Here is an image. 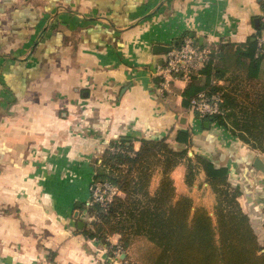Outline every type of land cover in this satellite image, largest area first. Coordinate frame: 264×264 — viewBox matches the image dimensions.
I'll list each match as a JSON object with an SVG mask.
<instances>
[{
	"label": "crops",
	"instance_id": "0c3cea01",
	"mask_svg": "<svg viewBox=\"0 0 264 264\" xmlns=\"http://www.w3.org/2000/svg\"><path fill=\"white\" fill-rule=\"evenodd\" d=\"M263 11L264 0H0V264H123L125 253L110 257L74 216L90 198L93 155L121 137H166L182 149L176 131L187 127L198 153L230 168L263 228L257 151L187 111L189 80L162 89L166 53L153 49L185 36L216 49L257 41ZM185 173L181 163L172 177L188 188Z\"/></svg>",
	"mask_w": 264,
	"mask_h": 264
},
{
	"label": "trees",
	"instance_id": "16d2710c",
	"mask_svg": "<svg viewBox=\"0 0 264 264\" xmlns=\"http://www.w3.org/2000/svg\"><path fill=\"white\" fill-rule=\"evenodd\" d=\"M201 46L209 49L208 60L183 89V106L189 108L192 98L202 90L208 95L219 94L222 113L204 120L227 129L264 154V90L259 87L264 80V54L258 51L257 41L222 44L217 49ZM230 57L241 71L229 81ZM242 83L249 88H242ZM192 135L191 129L176 131V141L185 146L182 149L172 147L166 137L111 141L93 178L95 182L109 181L120 194L106 208L99 203L90 206L92 224L79 231L108 246V238L119 235L118 245L112 247L120 246L127 254L123 264H129L128 251L141 238L149 242L146 260L150 264H264V244L240 203L244 204L243 199L239 201L242 190L232 184L230 168L198 153ZM132 140L141 142L138 150ZM190 149L193 156H189ZM181 163L186 166L185 183L190 187L199 172L205 173L217 196L216 223L207 208L194 206L189 195L177 196L172 172ZM156 171L161 179L152 194L149 186ZM56 255L49 250L48 263H54Z\"/></svg>",
	"mask_w": 264,
	"mask_h": 264
},
{
	"label": "built area",
	"instance_id": "2783aa9c",
	"mask_svg": "<svg viewBox=\"0 0 264 264\" xmlns=\"http://www.w3.org/2000/svg\"><path fill=\"white\" fill-rule=\"evenodd\" d=\"M260 22L261 33L257 38V44L258 51L264 54V12ZM209 53V49L202 47L193 37H183L178 45H174L173 49L166 53L164 61L158 66L157 72L161 78L160 87L164 90L169 89L176 79L190 80L208 60ZM191 109L203 119L221 114L222 98L219 94L208 95L201 91L192 98ZM116 150L123 152L120 148ZM117 194H120L118 188L109 181L92 183L90 198L86 206L90 207L94 203H99L106 208ZM117 249L115 258H119L123 253L120 246H117Z\"/></svg>",
	"mask_w": 264,
	"mask_h": 264
},
{
	"label": "rangeland",
	"instance_id": "374dc122",
	"mask_svg": "<svg viewBox=\"0 0 264 264\" xmlns=\"http://www.w3.org/2000/svg\"><path fill=\"white\" fill-rule=\"evenodd\" d=\"M228 62H229V65L231 64L230 66H228L230 69H234L235 67L236 68L241 67L239 64L236 63V60H235L234 57H230ZM218 65H219V61H218ZM237 71L238 70L234 71V73L236 74ZM229 72L230 71H228V78H229V81H230L231 80V76H233V75L230 74ZM196 75H197V73H196ZM222 84H224V81H223ZM203 87H204V85H203ZM257 87H258V85H257ZM259 87H260V90L261 89L264 90V80L261 81V83L259 84ZM242 88H249V86L246 85L245 83H242ZM203 89H205V88H203ZM202 91L205 92V90H202ZM187 109H188L187 111H190L191 106L189 108H187ZM193 113L196 114L194 111H193ZM197 117L199 119H201L199 116H197ZM187 129H190V128L187 127ZM230 134H232V133H230ZM107 147L108 146H106V148ZM105 149L103 151L96 152L93 155L92 162H93L94 168H97L98 165L101 163L100 159H101ZM256 151H257L258 156H260V157L263 156L264 157V154L261 151H259V150H256ZM94 172H95V169H94ZM198 176H199V174H198ZM198 176L196 177L194 185L191 186V187L187 185L188 188H186L185 184L184 185L180 184V183L176 184V181L174 180V183H175V186H176L177 196L179 197L180 195H189L193 199L194 206L195 207L203 206V207L207 208V210L210 212V215L214 218V222L216 223V218H215L214 212H215V206H216V203H217V196L214 193V191L212 190L211 186H210V188H211L210 190H208L205 186H203V184H202L203 181L201 179H199ZM160 179H161V173H160V171H156L155 174L153 175V177L151 178V182H150V186H149V190H150V192L152 194L155 193L157 187L159 186ZM97 182H99V181H97ZM92 183H95L94 179H93ZM92 183H91V185H92ZM196 184L198 185V187H194ZM91 185H90V188H91ZM89 196H90V193H89ZM78 210L81 213H83V211L85 210L84 213L86 215H84V213H83L84 216H78L77 221L78 222L79 221L83 222L84 226H85V224L87 226L88 225L90 226L92 224L93 220L91 219V214L88 211L89 207H87L86 204H83V206H81ZM251 221H252L254 229H255L258 237H259V240H260L261 244H264V230L262 228L261 223L255 217H253V219L251 218ZM84 226H83V228H84ZM111 237H113V236H110L108 238V242L112 245L113 243H111V241H110ZM136 244L137 245H135L134 247H132L128 251L129 252L128 256L130 257L129 264H150L151 262L146 260V254H147V249H148L147 246H148L149 242H147V240L145 238H143V239L141 238V239L136 240ZM111 245H110V247L107 245L108 253H109L110 257H115L116 256L115 252H118V249L116 247H112ZM126 255L127 254H125V256Z\"/></svg>",
	"mask_w": 264,
	"mask_h": 264
},
{
	"label": "water",
	"instance_id": "95a60500",
	"mask_svg": "<svg viewBox=\"0 0 264 264\" xmlns=\"http://www.w3.org/2000/svg\"><path fill=\"white\" fill-rule=\"evenodd\" d=\"M174 46H166V45H161V44H155L153 49H154V52L155 53H167L169 51H171L173 49ZM207 127L210 126V122H207L206 123ZM189 155L192 156L193 155V151H190L189 152ZM254 166L258 169V170H261L264 172V161L260 158V157H257L255 160H254ZM77 206H82V204L79 202L77 203ZM80 212L79 210H76L74 216L75 218H78ZM79 225V228H83V222H79L78 223Z\"/></svg>",
	"mask_w": 264,
	"mask_h": 264
}]
</instances>
